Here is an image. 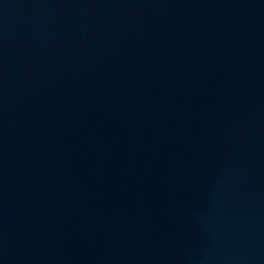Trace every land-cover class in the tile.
<instances>
[{"label":"water","instance_id":"1","mask_svg":"<svg viewBox=\"0 0 264 264\" xmlns=\"http://www.w3.org/2000/svg\"><path fill=\"white\" fill-rule=\"evenodd\" d=\"M264 257V0H0V264Z\"/></svg>","mask_w":264,"mask_h":264}]
</instances>
